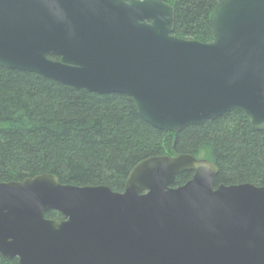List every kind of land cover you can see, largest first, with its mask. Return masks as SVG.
Instances as JSON below:
<instances>
[{
    "label": "water",
    "instance_id": "95a60500",
    "mask_svg": "<svg viewBox=\"0 0 264 264\" xmlns=\"http://www.w3.org/2000/svg\"><path fill=\"white\" fill-rule=\"evenodd\" d=\"M210 21L202 42L173 34L164 0H0V65L126 94L166 131L235 109L264 130V0H222ZM218 170L180 153L139 161L123 191L50 173L0 181V253L18 264H264V185H216Z\"/></svg>",
    "mask_w": 264,
    "mask_h": 264
},
{
    "label": "trees",
    "instance_id": "16d2710c",
    "mask_svg": "<svg viewBox=\"0 0 264 264\" xmlns=\"http://www.w3.org/2000/svg\"><path fill=\"white\" fill-rule=\"evenodd\" d=\"M164 1L175 10V36L213 41L210 16L222 0ZM180 153L213 161L219 169L216 185H264V130L240 109L166 131L146 121L126 94H100L0 65V181L50 173L63 184L123 191L139 161ZM193 174H179L173 185ZM46 217L63 218L57 210ZM0 264L18 259L0 253Z\"/></svg>",
    "mask_w": 264,
    "mask_h": 264
}]
</instances>
